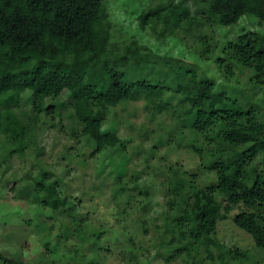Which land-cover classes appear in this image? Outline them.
I'll use <instances>...</instances> for the list:
<instances>
[{
  "label": "trees",
  "instance_id": "16d2710c",
  "mask_svg": "<svg viewBox=\"0 0 264 264\" xmlns=\"http://www.w3.org/2000/svg\"><path fill=\"white\" fill-rule=\"evenodd\" d=\"M193 1L209 16H192L188 7L169 0L140 14L139 28L152 26L156 31L162 24L160 37L170 39L184 30L202 47L199 54L208 59L219 46L211 34L203 32L206 24L233 26L245 16L264 23V0ZM114 31L104 0H0V159L5 170L13 155L38 147L37 116L67 109V103L58 101L66 93L70 118L77 124L71 136L78 138L76 128L80 129L79 140L85 138L92 157L106 148L126 147L116 132L103 131L110 108L145 100L156 114L173 116L174 128L180 131L178 147L183 144L198 157L201 170L207 176L213 174L215 181L203 186L196 181V172L173 170L163 190L165 209L150 220L139 219L142 233H151L148 245L133 236L124 235L123 240L103 236L100 228L84 225L87 214L73 218L76 226L61 218L74 216L77 200L63 191V175L56 176L37 158L38 172H25L21 186L17 182L8 188L2 185V194L10 190L22 203L28 198L36 214L46 212L56 223L28 222L40 234L38 251L29 260L28 243L18 247V234L7 231L0 264H103L99 259L103 250L113 251L110 243L120 248L115 250L119 264H151L150 257L143 259L151 249V258L159 264L264 262V98L256 105L241 103L199 65L184 57L157 55L148 42L127 31ZM221 48L225 56L215 62L226 78L234 77L239 65L249 73L254 89L264 90V37L243 30ZM24 94L32 107L25 117L15 113ZM49 100L56 102L48 105ZM136 175H132V187L125 181L127 175L115 176L116 207L132 204L133 191L150 196L151 187L139 183ZM4 200L0 208L8 204ZM105 201L101 197L96 203ZM149 205L141 207L145 210ZM115 211L109 217L116 222ZM228 220L252 238L258 253L219 242L218 225ZM72 246L75 255L62 253L64 247L72 251Z\"/></svg>",
  "mask_w": 264,
  "mask_h": 264
},
{
  "label": "rangeland",
  "instance_id": "374dc122",
  "mask_svg": "<svg viewBox=\"0 0 264 264\" xmlns=\"http://www.w3.org/2000/svg\"><path fill=\"white\" fill-rule=\"evenodd\" d=\"M168 1L104 0L115 24L114 34L127 31L133 34L137 40L144 41V43L148 42L146 43L148 47L157 55L177 59L184 57L185 61L199 65L200 70L205 71L210 78L215 79L222 90L237 97L241 103H247V101L255 105L259 103L264 98V90L254 89V86L249 83V73L243 71L241 66L236 65L234 77L226 78L215 60L219 56H225L221 48L224 43L237 37L243 30L264 37V23L260 24L259 20L253 16H245L237 25L233 26L206 24L203 32L211 34L216 45L219 46L214 55L207 59L199 54L202 47L195 44L194 38L184 30H179L170 39L168 36L167 38L160 37L159 31L162 29V24L158 25L156 31L153 30L152 26L145 30L139 28L140 14L151 7L168 3ZM173 1L174 4L182 3L188 7L192 16L200 18L209 16L204 8L193 0ZM28 96L27 94L22 95L20 108L15 109L16 114L25 117L30 112L32 107ZM58 101L67 103V109L56 110L51 116L45 114L37 116L36 142L38 147L32 145L24 152V155H13L9 170H5L4 162L0 159V202L7 199L4 202L8 203H4L0 208V247L5 245L2 242L4 234L12 230L20 238L18 242L14 241L18 247L25 242L28 243L25 253L27 260H29L38 251L35 245L40 234L34 225L28 224V222L35 224L36 221L41 220L46 222V225L56 223L55 218H49L46 212L41 216L36 214L34 208L29 204L28 198H25L22 203L20 201L22 198L16 197L15 193L10 190L6 195L2 194L5 190L2 185L6 184L4 186L8 188L17 182L18 186H21L25 183V172L29 170H33L34 174L38 172L35 165L37 158L41 159L44 165L51 169L56 176L63 175V180L66 183V187L63 186V191L69 194L72 200H77L72 219L68 218L67 215L61 218L76 226L73 218H76L78 214L81 216L87 214L84 217V225H94V227L100 228L104 232L103 236L111 239L117 237L119 240L133 236L136 241L141 240V244L146 243L148 245L151 233L145 236L140 229L142 227L139 225H141V220H150L165 209L163 190L167 180L173 176V170L196 172L198 174L196 181L203 186L215 181L213 174L207 176L205 171L201 170L198 157L183 144L180 148L178 147L180 140L178 133L180 131L177 132L174 128L173 116L167 112L156 114L152 107L147 108L145 100L110 108L103 131L116 132L126 147L125 149L119 147L115 149L106 148L96 158L92 157V149L85 138L80 137L79 140L80 129L76 128L78 138L71 136V129L77 127V124L70 118L72 111L69 109L68 95L63 93ZM55 102L47 101L48 105ZM175 102L178 103L176 100ZM176 124L178 125V121ZM39 150H41L40 155H38ZM133 174H139V183L151 187L150 196L145 198L140 195L139 191H133L135 200L129 205L124 203L120 209L116 207L112 197L113 180L116 175H127L125 181L128 182L129 187H132ZM101 197L105 198L106 201L105 203L98 202V205L96 201ZM143 203H150V205L144 210L141 207ZM114 210H116V222L115 219L111 220L109 217V213ZM22 228L24 231L20 233L19 230ZM217 237L220 243L230 248H240L258 253L252 238L238 229L230 220L219 223ZM102 240L104 241L103 238ZM110 245L113 251L103 250L99 261L103 264H119L118 254L115 253V250L120 252V248L112 243ZM71 250L64 247L62 253L69 256L75 255L76 248L72 246ZM153 252L154 250L151 249V253L143 256V259L150 257L151 264H159L156 258H151L154 255ZM86 255L87 257L90 256L88 252ZM73 263L74 261H64V264ZM258 264H264V262Z\"/></svg>",
  "mask_w": 264,
  "mask_h": 264
}]
</instances>
